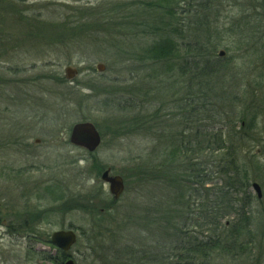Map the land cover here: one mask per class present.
<instances>
[{"label": "rangeland", "instance_id": "rangeland-1", "mask_svg": "<svg viewBox=\"0 0 264 264\" xmlns=\"http://www.w3.org/2000/svg\"><path fill=\"white\" fill-rule=\"evenodd\" d=\"M127 1L0 0V264H25L29 259L30 264H51L46 256L54 255L56 248L47 242L52 232L66 229L77 235L66 253L73 264H100L94 259L99 246L91 239V216L78 206L88 201H77L92 198L97 211L103 212L111 197L100 178L107 168L111 175L122 177L124 188L114 211L107 210L101 217L102 231L94 236L104 244L110 233L106 232L102 241L97 237L100 232L115 230L125 246L140 251V261L130 264H161L159 253L170 248L178 253L177 244L184 242L183 236L188 237L184 234L207 235L202 230L204 215L208 202L215 199L214 190L207 189L210 184L202 190L191 187L185 177L188 173L182 170L180 184L137 183L128 178L132 162L161 164L169 149L179 143L178 138L196 131L203 135L221 122L204 113L200 105L191 113L189 95L186 98L190 91L181 90L187 86L189 72L183 77L177 70L166 72L164 63L157 66L141 59L150 36L123 29L122 50L111 44L107 32L120 22V12L113 9ZM205 1L188 0L182 9L211 7L215 22L209 25L220 32L214 36L216 54L223 51L224 59L235 58L230 62L235 70L225 71L226 81L235 87L230 91L236 90L233 95L237 101L241 99L240 110L244 104L257 103L264 109V85H254L260 76L264 82V13L258 0ZM187 14L179 19L188 25ZM64 20L68 26L82 25L69 43L62 37L67 30L60 24ZM228 25H235L232 32L224 31ZM240 30L248 31L247 37ZM249 31L254 39H260L258 44L252 43ZM99 63L105 66L103 72L96 69ZM67 66L77 70L71 79L65 77ZM252 114L250 109L237 114L238 118L228 116L224 122L238 129L244 121L240 117ZM137 115L148 121L141 128L135 126ZM83 121L91 122L101 137L92 153L68 140L71 126ZM257 121L260 141L251 145L257 168L248 173L247 189L253 198L251 256L242 262L240 256H215L210 264H264V110ZM239 157L244 159V154ZM211 177L213 185L221 184L216 173ZM252 182L258 183L260 198H256ZM180 192L184 194L182 209L177 197ZM59 195L64 199L55 200ZM192 212L195 215H190ZM113 216L116 221L111 227ZM25 224L31 241L3 233L5 227L16 231Z\"/></svg>", "mask_w": 264, "mask_h": 264}, {"label": "trees", "instance_id": "trees-1", "mask_svg": "<svg viewBox=\"0 0 264 264\" xmlns=\"http://www.w3.org/2000/svg\"><path fill=\"white\" fill-rule=\"evenodd\" d=\"M187 1L129 0L117 4L113 11L120 12L118 19L120 22L116 23V26L112 25L118 29L115 33V29L107 33L111 39V44L119 46V49L123 45L121 41L119 43L121 36L124 37L125 35L121 33L123 29L134 35L140 33L150 36L151 42L146 49L142 50L141 59L144 58L157 66L164 63L166 72L177 70L180 73L183 72V77L187 75L186 72H189L187 86L181 90L190 91L186 93V98L189 95L191 113L194 114L197 105H200L204 113L209 117H217L221 123L216 129L208 128L203 135L196 131L191 136L178 138L179 143L169 149V153L161 164L154 165L151 160L144 163L142 161L141 163L132 162L128 178L137 183L158 181L163 184H180L183 182V177L180 174L186 172L188 175L185 177L190 182L191 187H200L202 190L203 187H206L205 185L210 184L211 188L207 189L215 192V199L208 202L204 215V229L202 228V230L207 235L198 238L194 236V232H190L189 235L184 234L188 237L183 236L181 240L185 243L177 244L178 253L176 248V250L170 248L159 253L158 257L161 264H210L213 257H221L222 255H230L235 259L240 256L242 258L238 261H247L250 259L253 245L252 235L249 233V226L253 220L251 213L253 198L247 193L249 187L248 173L251 169L257 168L256 155L251 152V145L260 141L255 129L258 117L264 109L260 108L259 103L246 107L243 102V109L240 110L239 105L242 103L239 104V102L241 99L237 101L233 95L236 90L230 91V88L234 89L235 87H232L231 83L225 79V71L235 70L230 63L235 58L231 56L224 59L223 56L220 57L216 54L217 46L214 36L220 32L209 25L215 22L211 18V7L195 9L194 11L186 10L184 7L182 9ZM249 1L251 2V0ZM258 3L264 13V0H258ZM205 9H208L207 12ZM186 13L189 17L188 25L184 24V19H179L180 15ZM76 22L78 21H74V23ZM81 23H83L82 20ZM60 24L67 29L62 36L68 38V40H63L66 43L72 42L76 29H79V32L80 28L82 29V25L80 27L66 25L65 20ZM234 27L235 25H228L224 31L232 32ZM246 33L240 30L242 36L247 37ZM249 34H251L252 43L258 44L260 39H254L252 31H249ZM257 80L254 85L263 88L262 76ZM262 99L260 98L264 102V98ZM187 102H185L186 107L188 106ZM250 109L254 110V114L250 115L249 118L248 115L241 116L240 119L244 121L241 122L238 129L237 126H229L224 122L228 116L234 118L237 114L248 113ZM138 113L140 114V112ZM140 116L136 118L135 126L141 128L143 123L148 121L143 120V117L140 118ZM192 123L194 127L195 121ZM242 154H244V159L239 157ZM203 157L205 158L204 161ZM212 173H216V178L221 181L220 185L212 184ZM183 196V192L177 194L181 209L183 208V204H181ZM54 199L60 201L64 197L59 195ZM83 201H88V204H79L78 206L84 208L83 211L91 216L92 221L89 224L93 230L91 239L95 241L96 246H99L97 248L99 254L94 259L100 264H130L132 261H140V256H137L140 251L125 246L112 228L106 229L105 233L100 232V236H97L105 241L106 232L107 234L110 233L104 244L94 236L95 233L102 231L100 228L102 226L101 217L106 215L107 210L112 213L116 202L110 197V204L105 206L103 212H100L91 202L92 198L81 197L77 202L84 203ZM196 203L194 202L195 207L202 210V204L196 205ZM178 211L180 212V209ZM168 212H165L164 215L167 216ZM181 215L183 216V213ZM190 215L195 214L192 212ZM227 217L230 218V221L226 222L227 220H225L223 222L222 220ZM113 219H115L114 216L109 222L111 227L112 222L116 221ZM177 220L179 223V219ZM183 223L185 225L186 221ZM192 225L201 228L197 223H192ZM91 239L88 238L89 241ZM47 244L51 245L49 242ZM67 257L65 252L56 249V253L47 255L46 259L53 264H64Z\"/></svg>", "mask_w": 264, "mask_h": 264}, {"label": "water", "instance_id": "water-1", "mask_svg": "<svg viewBox=\"0 0 264 264\" xmlns=\"http://www.w3.org/2000/svg\"><path fill=\"white\" fill-rule=\"evenodd\" d=\"M223 51H219V55L223 56ZM98 72H103L105 66L101 63L96 65ZM66 79L73 78L77 70L67 66L64 70ZM70 144L83 148L88 152H94L101 142V137L96 127L88 121L74 123L69 132ZM102 182L107 183L108 191L114 201H117L123 192L124 183L123 179L119 175H111L109 168L105 169L100 176ZM256 195L261 197L260 187L256 182L252 183ZM76 233L72 229L57 230L51 233L49 242L57 249L67 253L70 247L76 242ZM64 264H73L71 258H67Z\"/></svg>", "mask_w": 264, "mask_h": 264}, {"label": "flooded vegetation", "instance_id": "flooded-vegetation-1", "mask_svg": "<svg viewBox=\"0 0 264 264\" xmlns=\"http://www.w3.org/2000/svg\"><path fill=\"white\" fill-rule=\"evenodd\" d=\"M5 224V223H4ZM3 224V225H4ZM8 225V224H7ZM6 224L4 225V226H7ZM20 227V226H19ZM30 231V229H28L27 228V225L25 224L23 227L21 226V229H18V230H11L10 228H6L5 227V230H4V234H6V235H12V234H16L18 237H21V238H28V241H31V236L32 235H30L31 233L29 232ZM30 236V237H29ZM34 243L36 244V241H34ZM32 244V242H29V245H31ZM29 251H31V250H29ZM43 260V259H42ZM26 262H24L25 264H30L31 263V259H29V260H25Z\"/></svg>", "mask_w": 264, "mask_h": 264}, {"label": "bare ground", "instance_id": "bare-ground-1", "mask_svg": "<svg viewBox=\"0 0 264 264\" xmlns=\"http://www.w3.org/2000/svg\"><path fill=\"white\" fill-rule=\"evenodd\" d=\"M218 55H219V52H218Z\"/></svg>", "mask_w": 264, "mask_h": 264}]
</instances>
